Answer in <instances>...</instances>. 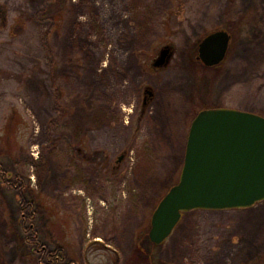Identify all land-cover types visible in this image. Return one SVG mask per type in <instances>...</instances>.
<instances>
[{"label":"rangeland","instance_id":"1","mask_svg":"<svg viewBox=\"0 0 264 264\" xmlns=\"http://www.w3.org/2000/svg\"><path fill=\"white\" fill-rule=\"evenodd\" d=\"M209 107L264 117V0H0V264H264V202L148 240Z\"/></svg>","mask_w":264,"mask_h":264},{"label":"water","instance_id":"2","mask_svg":"<svg viewBox=\"0 0 264 264\" xmlns=\"http://www.w3.org/2000/svg\"><path fill=\"white\" fill-rule=\"evenodd\" d=\"M231 37L216 31L198 46L205 67L222 63ZM168 47L153 66H166ZM264 202V117L227 108L205 109L192 120L178 182L151 215L148 239L159 245L191 211L248 209Z\"/></svg>","mask_w":264,"mask_h":264},{"label":"flooded vegetation","instance_id":"3","mask_svg":"<svg viewBox=\"0 0 264 264\" xmlns=\"http://www.w3.org/2000/svg\"><path fill=\"white\" fill-rule=\"evenodd\" d=\"M221 30H223V31H226L228 34H229V32H228V30L227 29H220V30H215V31H213V32H211V33H214V32H216V31H221ZM211 33H209L208 35H210ZM208 35H206L205 37H207ZM230 35V34H229ZM204 37V38H205ZM231 37V36H230ZM203 38V39H204ZM202 39V40H203ZM201 40V41H202ZM200 41V42H201ZM200 42L197 44V48H194L195 49V51H194V54H193V56H192V58H194L196 61H199L201 64H202V62L198 59V46H199V44H200ZM230 42H231V40H230ZM170 51L172 52L171 53V56L174 54V52H173V49H170ZM228 54V53H227ZM221 64V63H220ZM219 64V65H220ZM203 65V64H202ZM204 66V65H203ZM218 66V65H217ZM217 66H215L214 68H216ZM205 67V66H204ZM205 68H208V67H205ZM210 68H213V67H210ZM150 88H145L144 89V91H143V94L144 95H146V97H147V99H149V98H151L153 95H152V91L151 90H149ZM144 98H145V96H144ZM144 101V100H143ZM216 107H209V108H203V109H201L200 111H202V110H205V109H215ZM219 108V107H218ZM200 111H198L196 114H195V116L200 112ZM194 116V117H195ZM194 117L192 118V120L194 119ZM192 120H191V122H192ZM191 122H190V124H191ZM186 123L187 122H185V124L184 125H186ZM190 124H189V127H190ZM189 127H188V130H187V133L186 134H184V144H185V146H186V142H187V136H188V131H189ZM184 153H185V148H184V152H183V159H184ZM123 161V156H121V157H119L118 158V161L117 162H115V165H117V164H120L121 162ZM182 164H183V160H182ZM181 168H182V166H181ZM180 171H181V169H180ZM180 175V174H179ZM174 186V185H173ZM102 238H103V236H102ZM105 239V238H104ZM105 249H106V251L107 252H110V254H113V255H116V260L118 261V258H119V253H118V251L117 250H114L113 248H110L109 246H103ZM55 255V254H54ZM48 256H49V254H48ZM56 260H58V258H55ZM115 260V261H116Z\"/></svg>","mask_w":264,"mask_h":264},{"label":"trees","instance_id":"4","mask_svg":"<svg viewBox=\"0 0 264 264\" xmlns=\"http://www.w3.org/2000/svg\"><path fill=\"white\" fill-rule=\"evenodd\" d=\"M140 251H141V249L136 250L137 253H139ZM141 263H143L142 260H141V262H139V264H141Z\"/></svg>","mask_w":264,"mask_h":264}]
</instances>
